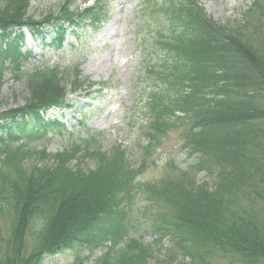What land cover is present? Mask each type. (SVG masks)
I'll return each mask as SVG.
<instances>
[{
    "label": "trees",
    "instance_id": "obj_1",
    "mask_svg": "<svg viewBox=\"0 0 264 264\" xmlns=\"http://www.w3.org/2000/svg\"><path fill=\"white\" fill-rule=\"evenodd\" d=\"M62 2L36 29L43 47L62 49L68 31L95 26L106 13L103 0L77 9L76 0ZM254 2L264 9V0ZM169 3L170 42L163 48L172 56L159 73L165 82L160 97L150 103L155 112L161 111L158 120L165 115L183 117V149L194 158L183 172L191 179L189 190L181 183L170 189L175 196L168 203L174 208L173 223H166L167 213L160 209L147 219V205H113L106 197L107 187L93 181L107 178L100 170L78 171L61 160L62 155L44 152L42 159L47 155L58 160L59 168L46 167L35 174L25 157H8L19 149L41 154L35 150L38 144L67 129L56 111L73 108L71 99L48 93L0 113V214L13 218L10 235H0V264H44L50 256L70 251L77 253L75 264H84V252L97 248L104 252L94 264H161L140 251L142 237L148 234L155 239V255L169 237L184 259L216 255L223 264H264V219L257 212L259 201L264 202V50L243 36L238 21L221 25L190 0ZM28 4L29 0H0V56L10 54L16 70L33 56L32 50L21 48L24 25L15 15V9ZM257 9L249 5L240 12L246 24L256 20ZM138 13L144 19L148 15L145 10ZM42 72L31 71L25 84L42 82ZM66 75L52 73L61 85ZM100 156L96 145L85 155L88 161ZM134 167L128 160L123 172ZM205 171L212 182L197 184ZM149 204L155 210L156 204Z\"/></svg>",
    "mask_w": 264,
    "mask_h": 264
},
{
    "label": "rangeland",
    "instance_id": "obj_2",
    "mask_svg": "<svg viewBox=\"0 0 264 264\" xmlns=\"http://www.w3.org/2000/svg\"><path fill=\"white\" fill-rule=\"evenodd\" d=\"M62 1L29 0L30 4L25 9H15V15L22 19L24 25L25 40L21 48L32 50L33 56L31 60L23 62L19 70L14 68L10 54L0 56V68H3L0 75V113L21 108L39 96L52 93L72 96L75 116L72 110H66L63 121L67 124V130L51 140L53 136H50L47 144H38L34 149L41 151V154L19 149L8 157H25L30 171L39 174L46 167L59 168L57 165L60 164L58 160H50L52 158L47 155L46 159H42L44 152L60 154L61 160L67 161V165L75 170L85 167L107 175V178L93 177V181L96 185L107 187L109 193L106 197L116 207L147 205V219L160 209L167 213L166 223H173L174 208L168 203L169 198L175 196L170 189L181 183V187L189 190L191 179L186 178L183 172L194 158L187 157L183 149L186 130L183 117L169 113L172 116L165 115V119L160 117L158 120L161 111L155 112L154 104H151L153 98L160 97L165 82L159 73H163L172 56L168 48H163L170 42L171 19L166 8L172 0H103L106 11L103 20L92 28L78 30L81 38L68 33L62 50L56 46L43 47V38L36 35V29L40 28V21L59 10ZM76 1L77 6L75 8L73 5L72 9L91 5L95 0H88L85 4L84 0ZM190 1L221 25L240 22L243 36L254 47L264 50V9L257 6L254 0ZM249 5L258 9L254 14L256 20L251 19L246 24L240 12ZM138 10H145L146 15L148 13L145 19ZM10 13L13 14L12 11ZM260 21L262 25H258ZM51 29L50 24L46 23V31ZM3 48L6 49L5 46ZM35 70H43L41 77L44 80L25 84L24 77ZM54 71L58 76L67 74L61 78L67 80L62 81L63 85L52 76ZM100 81L107 83L106 89L90 97L80 94L98 90V87L91 88V85ZM98 94L100 97L95 101L90 100L91 96ZM80 112L85 113L80 116ZM163 121L165 125H161ZM95 145L99 146L101 156L98 160L88 161L85 155ZM115 145L119 146V151H109ZM13 147L18 149L19 145ZM105 151L108 152L103 153ZM128 159L135 167L125 174L123 167L128 164ZM195 182L201 185L203 182L211 183L212 179L209 180L205 171ZM142 187H145V192H142ZM152 202L156 204L155 210L150 208L149 203ZM257 212L264 219L263 201H259ZM12 221L10 216L0 214V235L3 238L10 235ZM154 240L153 236L144 235V246L140 249L142 254L150 256L152 262L157 257L161 264H223L216 255L199 261L181 258L174 249L175 242L169 237L162 241L161 251L155 255ZM103 252L100 248L94 252H84V264H94L93 260L86 261L85 256L99 258ZM76 258L77 253L70 251L50 256L44 264H75Z\"/></svg>",
    "mask_w": 264,
    "mask_h": 264
}]
</instances>
